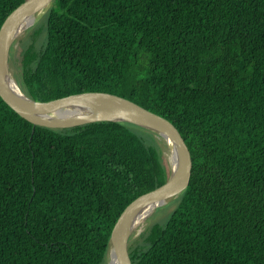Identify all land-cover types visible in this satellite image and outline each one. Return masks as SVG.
<instances>
[{
  "label": "trees",
  "instance_id": "trees-1",
  "mask_svg": "<svg viewBox=\"0 0 264 264\" xmlns=\"http://www.w3.org/2000/svg\"><path fill=\"white\" fill-rule=\"evenodd\" d=\"M27 1L0 0V30ZM44 19L28 96L125 98L191 152L189 189L132 263L264 264V0H56ZM132 127H35L0 97V264H105L122 213L169 179Z\"/></svg>",
  "mask_w": 264,
  "mask_h": 264
},
{
  "label": "water",
  "instance_id": "water-1",
  "mask_svg": "<svg viewBox=\"0 0 264 264\" xmlns=\"http://www.w3.org/2000/svg\"><path fill=\"white\" fill-rule=\"evenodd\" d=\"M55 1L28 0L3 24L0 30V97L35 127L67 130L97 123L126 124L146 130L163 139L168 147H173L175 160L167 183L133 202L122 213L112 231L106 261L112 264V253L117 264H133L130 242L140 229L138 221L142 213L154 206L153 215L156 210L178 202L185 195L192 178V155L173 123L125 98L105 93H84L51 102H38L23 91L11 69L12 51L20 37L50 12ZM36 17H39L38 21L26 28L27 21Z\"/></svg>",
  "mask_w": 264,
  "mask_h": 264
},
{
  "label": "rangeland",
  "instance_id": "rangeland-1",
  "mask_svg": "<svg viewBox=\"0 0 264 264\" xmlns=\"http://www.w3.org/2000/svg\"><path fill=\"white\" fill-rule=\"evenodd\" d=\"M45 24V19H40L38 23L26 31L20 39L17 41L15 48L12 51L11 56V69L17 80L19 81L21 77V60L23 50L29 46H35L37 48L41 47L42 43L46 38V31L43 30V25ZM41 30V34L36 36L34 32H38ZM134 128L135 133L142 139H144L149 147L155 148L161 157V161L163 166L166 168L168 174L171 172L172 160H171V150L166 144V142L154 136L150 132L137 128ZM178 202H173L163 208H160L155 211V213L149 218L146 224L143 225L134 235L130 242V246H138L145 244V237L143 235L148 234L152 226L156 223L164 224L168 221L172 212L176 209ZM143 230V231H142ZM105 264H109L107 260Z\"/></svg>",
  "mask_w": 264,
  "mask_h": 264
},
{
  "label": "bare ground",
  "instance_id": "bare-ground-1",
  "mask_svg": "<svg viewBox=\"0 0 264 264\" xmlns=\"http://www.w3.org/2000/svg\"><path fill=\"white\" fill-rule=\"evenodd\" d=\"M39 17L30 19L29 21H27L25 27L28 28V27H31L32 25H34L38 21ZM169 147H170V150H171V160H172V163H173L174 160H175V158H174V150H173L172 146H169ZM153 209H154V206H150L142 213V215H141V217H140V219L138 221V223H139V227L138 228H141V227L143 228V225L146 224V222L151 217ZM110 261H111L112 264H117V260H116V258L114 257V255L112 253L110 255Z\"/></svg>",
  "mask_w": 264,
  "mask_h": 264
}]
</instances>
